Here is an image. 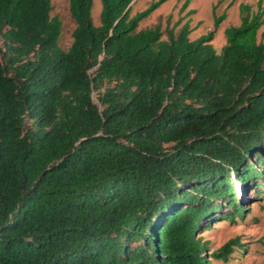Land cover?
Here are the masks:
<instances>
[{
	"label": "trees",
	"instance_id": "1",
	"mask_svg": "<svg viewBox=\"0 0 264 264\" xmlns=\"http://www.w3.org/2000/svg\"><path fill=\"white\" fill-rule=\"evenodd\" d=\"M133 0H0V264H213L200 233L264 197V18L217 52L140 22Z\"/></svg>",
	"mask_w": 264,
	"mask_h": 264
},
{
	"label": "rangeland",
	"instance_id": "2",
	"mask_svg": "<svg viewBox=\"0 0 264 264\" xmlns=\"http://www.w3.org/2000/svg\"><path fill=\"white\" fill-rule=\"evenodd\" d=\"M155 1L158 0H133L130 15L147 10ZM51 2L52 16H59L63 23L59 45L66 50L72 43L75 28L69 0ZM243 5H248L251 13H261L264 18V0H168L150 12L140 22L139 29L160 25L163 39H167V31L177 33L187 23L191 40L212 32L211 43L217 52H221L226 44L225 30L240 24ZM101 9V0H93L92 18L96 25L100 23ZM258 40L264 42V22L259 29ZM238 195L246 207L244 219L239 218L236 223L217 221L200 235L208 242L210 252L231 239L237 238L240 243L229 261L214 260L213 264H264V197L257 198L253 191L246 188H239Z\"/></svg>",
	"mask_w": 264,
	"mask_h": 264
}]
</instances>
